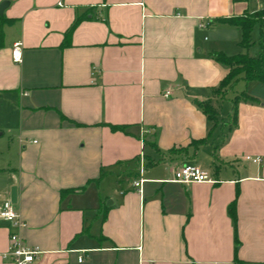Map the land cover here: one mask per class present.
<instances>
[{"label": "crops", "instance_id": "0c3cea01", "mask_svg": "<svg viewBox=\"0 0 264 264\" xmlns=\"http://www.w3.org/2000/svg\"><path fill=\"white\" fill-rule=\"evenodd\" d=\"M4 3L0 206L16 188L32 264H264V82L217 93L228 52L206 37L235 38L220 20L248 1ZM185 164L215 182H173Z\"/></svg>", "mask_w": 264, "mask_h": 264}, {"label": "trees", "instance_id": "16d2710c", "mask_svg": "<svg viewBox=\"0 0 264 264\" xmlns=\"http://www.w3.org/2000/svg\"><path fill=\"white\" fill-rule=\"evenodd\" d=\"M248 1V0H240ZM81 19L79 18L72 26L69 34L75 29L76 25ZM220 22L235 26L242 32V40L240 45L244 49H248L252 45V31L256 23L261 24V35L259 45L261 48L260 54L256 57L249 56L246 53H241L235 56H227L224 53L218 52L214 54L217 62L224 65L228 70V75L220 83L216 89L217 93L224 94L232 89L235 84L242 77L245 81H258L264 82V9L254 13H246L243 16L221 19ZM248 95L243 93L236 97L234 103V116L236 117L237 103L241 99H248ZM204 111L209 115L212 120H216L214 111L208 106H204Z\"/></svg>", "mask_w": 264, "mask_h": 264}, {"label": "built area", "instance_id": "2783aa9c", "mask_svg": "<svg viewBox=\"0 0 264 264\" xmlns=\"http://www.w3.org/2000/svg\"><path fill=\"white\" fill-rule=\"evenodd\" d=\"M12 57L15 63H21L23 59V45L21 42H17L13 46ZM166 97L170 96L168 92ZM247 161H251L255 164L262 162V157H246ZM175 183L191 184V183H214L215 180L209 174L208 171L201 169L200 167L185 164L179 168L172 180ZM143 180L134 182V186L142 191ZM7 223L14 229L10 232L9 247L3 254V258L14 264H32L37 256L40 254L38 248L27 246L23 242L22 232L28 227V224L24 221L22 215L16 209L15 204L11 200H6L0 206V224ZM82 261V259H80Z\"/></svg>", "mask_w": 264, "mask_h": 264}, {"label": "rangeland", "instance_id": "374dc122", "mask_svg": "<svg viewBox=\"0 0 264 264\" xmlns=\"http://www.w3.org/2000/svg\"><path fill=\"white\" fill-rule=\"evenodd\" d=\"M247 2V1H246ZM248 13H254L259 11V9L264 8V0H248ZM238 33V35L233 38V35L228 34L227 32L216 30H211L206 34V37L210 41V44H219L222 48L225 46L228 53H225L227 56H235L240 53H246L249 56H258L260 54V35H261V24L256 23L252 31V45L248 49H244L242 46H239V43L242 40V34L237 28H232ZM227 46V47H226ZM224 48V47H223ZM239 89V86L237 87Z\"/></svg>", "mask_w": 264, "mask_h": 264}, {"label": "water", "instance_id": "95a60500", "mask_svg": "<svg viewBox=\"0 0 264 264\" xmlns=\"http://www.w3.org/2000/svg\"><path fill=\"white\" fill-rule=\"evenodd\" d=\"M7 5H8V3H4L1 6V8H0V15L3 13V11L7 7ZM11 201L13 202V204H17V189L16 188H13L12 189Z\"/></svg>", "mask_w": 264, "mask_h": 264}]
</instances>
